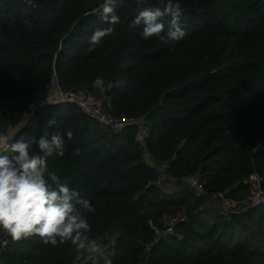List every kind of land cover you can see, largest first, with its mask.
Wrapping results in <instances>:
<instances>
[{
  "label": "trees",
  "instance_id": "trees-1",
  "mask_svg": "<svg viewBox=\"0 0 264 264\" xmlns=\"http://www.w3.org/2000/svg\"><path fill=\"white\" fill-rule=\"evenodd\" d=\"M102 2L0 0V130L73 132L49 171L90 200V235L115 239L112 264H264V202L219 213L182 180L201 172L206 191L240 199L241 182L264 175V149L256 150L264 143V0H178L186 36L168 43L145 40L142 26H129L135 0H117L119 24L89 51L91 33L110 26L91 14ZM98 76L103 93L92 87ZM54 79L102 99L106 113L143 116L150 159L137 125L117 132L76 103L49 102ZM153 160L167 163L166 174ZM170 177L173 186H163ZM178 214L186 218L174 233H159L163 217ZM0 237V264H72L82 254L38 236Z\"/></svg>",
  "mask_w": 264,
  "mask_h": 264
},
{
  "label": "clouds",
  "instance_id": "clouds-1",
  "mask_svg": "<svg viewBox=\"0 0 264 264\" xmlns=\"http://www.w3.org/2000/svg\"><path fill=\"white\" fill-rule=\"evenodd\" d=\"M135 2L140 10L129 26H142L140 34L145 40L156 36L162 43H168L181 41L186 36L183 9L178 0H160L159 6L149 7H143L145 0ZM116 5L117 0H103L91 13L99 14L110 26L91 33L89 51L115 31L114 26L120 22ZM166 18H170L167 29ZM92 87L103 93L104 78L98 76ZM56 123L54 117L49 118L47 127L52 128ZM65 136L71 141L73 132L45 131L39 138L0 133V231L12 242L38 236L45 245H71L77 253L88 254L93 264L97 257L103 264H112L115 242L109 251V245L90 235L87 213L95 211L90 200L84 198L78 188L70 187L55 172L49 171V157L65 155ZM34 145L38 149L36 152ZM74 154L78 155L79 149H75Z\"/></svg>",
  "mask_w": 264,
  "mask_h": 264
},
{
  "label": "built area",
  "instance_id": "built-area-1",
  "mask_svg": "<svg viewBox=\"0 0 264 264\" xmlns=\"http://www.w3.org/2000/svg\"><path fill=\"white\" fill-rule=\"evenodd\" d=\"M50 96L55 99V102H73L79 105L82 110L89 116L96 118L102 123L111 126L115 131H120L126 125H137L139 131V139L144 151L147 155H151L146 149L145 138L148 134L146 122L143 116L138 117H116L109 113H106L103 109L104 102L102 99L97 98L90 92H83L79 90H64L60 86L57 79H54L50 87ZM53 102V101H51ZM0 133L8 134L0 130ZM154 161V160H153ZM154 166L158 171H162L166 174L167 163L161 164L154 161ZM182 180L189 186V188L197 196H206L210 202L209 207H214L219 213H230V212H242L247 208L255 207L264 202V175L256 171L252 172L246 177L241 184L244 185L246 190L244 191L245 196L243 198H235L228 196L225 192H208L204 187L202 179V173L196 172L189 174L182 178ZM176 182L175 177H170L167 185H171ZM203 206H206V201L203 202ZM186 215L178 214L175 216L165 215L163 217L164 229L160 230L159 233L170 234L174 233L176 225L185 220ZM6 241L3 240L5 245ZM82 255V254H81ZM72 264H93L92 258L80 256Z\"/></svg>",
  "mask_w": 264,
  "mask_h": 264
},
{
  "label": "water",
  "instance_id": "water-1",
  "mask_svg": "<svg viewBox=\"0 0 264 264\" xmlns=\"http://www.w3.org/2000/svg\"><path fill=\"white\" fill-rule=\"evenodd\" d=\"M261 149H264V143H262L261 145H259L256 150L258 151V150H261ZM179 152H180V150H178V153ZM104 244H106V242ZM111 246H112V243H110V245H109V251H111ZM3 247H4L3 239H2V237H0V250H2ZM146 262H147V260H145L143 262V264H146Z\"/></svg>",
  "mask_w": 264,
  "mask_h": 264
},
{
  "label": "crops",
  "instance_id": "crops-1",
  "mask_svg": "<svg viewBox=\"0 0 264 264\" xmlns=\"http://www.w3.org/2000/svg\"><path fill=\"white\" fill-rule=\"evenodd\" d=\"M110 239H111V238H110ZM111 241L113 242V241H115V239L113 238V239H111ZM105 242H106V245H107V241H106L105 239L102 240L100 243L104 244ZM81 256L84 257V258L89 257V255L86 254V253H82ZM96 264H103V260L100 259L99 257H97V258H96Z\"/></svg>",
  "mask_w": 264,
  "mask_h": 264
},
{
  "label": "rangeland",
  "instance_id": "rangeland-1",
  "mask_svg": "<svg viewBox=\"0 0 264 264\" xmlns=\"http://www.w3.org/2000/svg\"><path fill=\"white\" fill-rule=\"evenodd\" d=\"M54 100H55V99H51V98H50L49 102L54 101ZM145 156H146V158L150 159V156L147 155V153L145 154ZM153 164H154V162H153ZM163 186H165V187L173 186V183H172L171 185H168V186H167V182H165V183L163 184ZM168 188H170V187H168ZM209 205H210V202H209L208 200H206V206H209Z\"/></svg>",
  "mask_w": 264,
  "mask_h": 264
}]
</instances>
